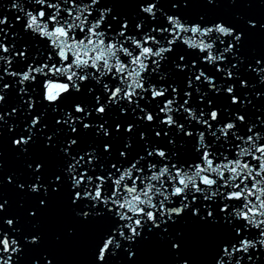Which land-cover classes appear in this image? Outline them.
<instances>
[{"label": "snow or ice", "instance_id": "snow-or-ice-1", "mask_svg": "<svg viewBox=\"0 0 264 264\" xmlns=\"http://www.w3.org/2000/svg\"><path fill=\"white\" fill-rule=\"evenodd\" d=\"M114 2L0 0V106L6 100L4 90L15 88L31 115L37 101L36 87L30 86L39 87L42 77L43 100L61 113L56 124L65 126L50 132L45 146L56 148L53 137L67 136L56 153L62 161L58 173L46 182H41L43 161L34 168L27 165L35 177L28 190L48 196L50 188L57 192L67 187L77 206L75 216L102 222L93 240V264H107L123 242L133 258L131 243L149 239L153 229L160 240L172 241L179 257L181 245L171 237L168 222L186 215L215 235L207 264H244L245 256L252 261L250 251L264 249V118L252 121L240 111L251 103L237 93L236 82L246 89L248 81L233 70L244 60L236 50L244 32L205 15L190 22L182 14L181 5L218 0H131L139 7L131 16L102 6ZM162 5L171 8L166 11ZM5 8L15 13V22ZM17 24L21 27L10 32ZM246 24L257 27L252 19ZM259 27L264 29V23ZM225 53L236 62H229ZM247 69L264 83V59ZM6 77L12 82L4 83ZM84 85L92 102L59 107ZM218 96L225 101L230 97V104L217 102ZM18 107L22 105L8 115ZM47 111L45 105L31 115L30 124L13 139L21 152H28L37 134L33 129L48 128L42 122ZM16 127L12 124L9 130ZM83 130L99 139L72 151ZM16 184L25 188L23 182ZM6 203L0 190V212ZM39 204L48 206L44 199ZM20 232L14 219L0 216V264H17L23 250ZM23 239L36 244L40 235ZM178 264H189V259Z\"/></svg>", "mask_w": 264, "mask_h": 264}, {"label": "water", "instance_id": "water-1", "mask_svg": "<svg viewBox=\"0 0 264 264\" xmlns=\"http://www.w3.org/2000/svg\"><path fill=\"white\" fill-rule=\"evenodd\" d=\"M102 6L113 7L114 13L131 14L139 10L138 4L131 0H115L112 4ZM167 11L171 5H162ZM182 14L190 18V22L195 21L200 15H205L206 18L212 20H222L229 26L236 27L237 31H243L244 35L240 44L236 45L238 56L244 57L238 69L234 71L240 72V79L248 81V87L241 89L237 81V93L241 95L242 100H250L247 109H240L241 113L246 115L250 120L255 121L257 116L264 118V83L259 82V77L247 69L249 64L255 66L256 59H264V29L259 27L264 23V2L260 0H218L217 3H195L189 4L187 8L181 5ZM4 14L8 15L9 19L15 22V13L9 9H3ZM252 19L257 22L256 28H251L246 24V21ZM21 26L17 24L16 28H11L9 31H16ZM39 39V37H37ZM11 40V37H9ZM228 40L225 39V45ZM233 43L235 41L233 40ZM219 50V41H217ZM228 61L235 63L236 61L228 53H225ZM219 75V74H217ZM43 78H39V87L36 84L31 87H36L34 98L37 101L35 110L31 111V115H36L42 110V106H47L46 119L42 118V122L48 123V128L40 130L33 129L37 134L33 137V142L28 145V152L23 153L21 149L13 145V139L17 138L20 129L24 124H30L31 115L17 95L15 88L12 91L4 90L6 100L0 106V112L4 113L2 125V135H0V180L3 184L0 185L2 190L3 200L7 203L4 206L0 216L5 219H14L15 227L21 230L20 240L23 250L19 253L17 264H46L47 259H51L53 264H93L95 260L93 240L95 234L103 227L102 222L92 221L91 218L83 221L76 217L74 209L77 207L71 203L69 190L67 187L61 188L57 192H51L45 196L42 192L38 195L31 193L28 190V184L35 182V177L31 175V170L28 169L29 163L35 167V162L43 161L45 165V175L41 182H46L48 176L58 173V165L62 162L56 153L59 151L61 144L60 140L66 141L67 136L63 133L53 137V142H56V148L45 146L47 135L54 131L55 128L65 127L56 124V118L61 115L59 111L53 112L54 105L48 104L43 100ZM11 78H5L4 83H11ZM18 87V86H17ZM82 92L76 93L73 90L59 105L62 109H70L76 102L90 103L91 96L87 93V85L83 86ZM243 92H247L245 98ZM261 93L257 96L256 93ZM27 99V96L24 97ZM217 102L230 104V97L227 101L217 97ZM22 105L17 108V113L8 115L13 107ZM235 109L236 106H232ZM223 115V113H222ZM96 114L93 113V118ZM15 124L17 127L9 130V126ZM82 129V125H80ZM26 134V133H25ZM73 137L76 134L69 133ZM94 137L93 133L83 130L80 135L78 146H74L72 151L77 147L87 148ZM165 138V143H166ZM66 146V144L64 145ZM116 147V145H114ZM169 147H171L169 145ZM11 177L12 182H9ZM23 182L25 188L21 190L17 187L16 182ZM44 199L47 202V207L43 208L39 204V200ZM171 206V205H170ZM35 210L36 215L30 216L29 212ZM169 233L171 237L180 242V256L177 257L171 247V240H160L155 233L158 231L153 229V235L147 240L137 239L132 242L130 247L135 253L133 258H129L128 253L124 251V246L127 242H123L122 247L116 250L113 256L109 254L107 264H178L180 259H189V264H207L210 259L215 235L194 222V218L189 215L176 218V223L169 221ZM6 231L11 232L7 224L3 225ZM72 229V233H69ZM147 226L144 232L147 233ZM177 233L180 235L178 236ZM16 235L15 233H12ZM34 234L40 235V241L36 244H30L23 239L24 236ZM166 236L168 234H165ZM253 260H247L245 256L244 264H264V249H253L249 253Z\"/></svg>", "mask_w": 264, "mask_h": 264}]
</instances>
